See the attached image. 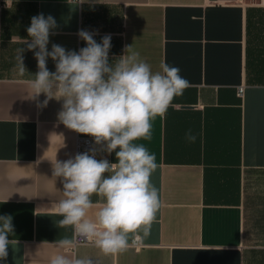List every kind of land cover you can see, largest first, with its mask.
Listing matches in <instances>:
<instances>
[{
	"label": "crops",
	"instance_id": "obj_1",
	"mask_svg": "<svg viewBox=\"0 0 264 264\" xmlns=\"http://www.w3.org/2000/svg\"><path fill=\"white\" fill-rule=\"evenodd\" d=\"M39 14L57 23L49 51L53 43L85 47L80 30L98 43L110 34V62L131 45L153 71L164 61L190 81L152 121V139L136 141L156 156L150 182L161 205L139 247L131 234L128 248L115 255L94 243L67 249L55 243L73 239L74 231L58 223L63 185L53 164L74 157L77 136L87 135L59 122L62 101L41 106L43 94L32 98L29 82L38 68L25 41ZM22 47L23 75L16 58ZM47 68L56 70L50 57ZM189 129L195 143L185 140ZM95 147L97 159L116 162L115 153ZM3 215L12 217L14 243L0 264H50L57 254L94 264H264V6L250 0H0Z\"/></svg>",
	"mask_w": 264,
	"mask_h": 264
},
{
	"label": "clouds",
	"instance_id": "obj_2",
	"mask_svg": "<svg viewBox=\"0 0 264 264\" xmlns=\"http://www.w3.org/2000/svg\"><path fill=\"white\" fill-rule=\"evenodd\" d=\"M56 27L51 15L39 14L27 28L25 44L34 52L38 68L29 82L32 98L43 94L46 98L41 106L51 99L62 101L59 122L92 137L100 152L115 153L116 157V162L96 159L98 149L94 147L67 160H55L53 176L61 179L64 197L56 204L62 217L58 223L71 226L75 236L94 242L104 255H115L128 248L130 234L141 241L150 234L161 206L158 190L150 182L158 167L156 156L136 141L152 139V121L166 114L173 100L190 87V81L180 75L179 67L164 61L153 71L131 45L110 62V34L98 43L92 33L80 30L78 36L85 47L66 50L53 43L49 51V38ZM24 51L18 49L16 57L21 75L26 71ZM49 57L55 62V72L47 68ZM196 139L190 129L185 133L187 142ZM94 195L102 199L101 205L93 202ZM93 208H97L94 217H89ZM13 232L12 217L0 216V260L8 256V247L14 243L8 237ZM55 243L67 249L75 240L63 238ZM50 264L94 261L57 254Z\"/></svg>",
	"mask_w": 264,
	"mask_h": 264
},
{
	"label": "built area",
	"instance_id": "obj_3",
	"mask_svg": "<svg viewBox=\"0 0 264 264\" xmlns=\"http://www.w3.org/2000/svg\"><path fill=\"white\" fill-rule=\"evenodd\" d=\"M237 1H243V0H237ZM251 3H255L256 5H262L264 6V0H250ZM237 93L238 95H242L243 93V86H239L237 88ZM95 144H94V140L92 137L90 136H83V135H78L76 138V143H75V155L77 153H83L85 151H89L91 148H94ZM97 159V156H96ZM73 239L75 240L74 245L77 244H82V243H94L91 241H85L77 236L74 235ZM131 244L134 247H139L140 246V240H136L135 237L133 238ZM73 245V246H74Z\"/></svg>",
	"mask_w": 264,
	"mask_h": 264
}]
</instances>
